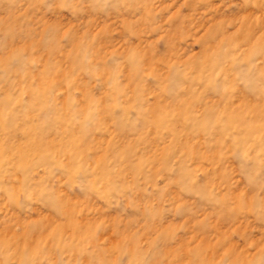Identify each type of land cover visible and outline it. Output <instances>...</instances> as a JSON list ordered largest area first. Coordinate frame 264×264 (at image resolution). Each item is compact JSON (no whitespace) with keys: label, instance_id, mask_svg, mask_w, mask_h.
<instances>
[{"label":"rangeland","instance_id":"rangeland-1","mask_svg":"<svg viewBox=\"0 0 264 264\" xmlns=\"http://www.w3.org/2000/svg\"><path fill=\"white\" fill-rule=\"evenodd\" d=\"M0 264H264V0H0Z\"/></svg>","mask_w":264,"mask_h":264}]
</instances>
